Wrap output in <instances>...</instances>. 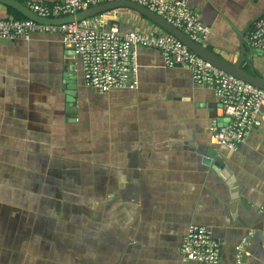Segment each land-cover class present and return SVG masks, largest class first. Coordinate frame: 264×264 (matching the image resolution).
<instances>
[{
    "label": "crops",
    "instance_id": "crops-1",
    "mask_svg": "<svg viewBox=\"0 0 264 264\" xmlns=\"http://www.w3.org/2000/svg\"><path fill=\"white\" fill-rule=\"evenodd\" d=\"M190 5L209 27L201 43L230 62L264 12V0ZM10 15L0 2V18ZM112 20L157 31L133 11ZM133 49L136 84L98 92L59 32L0 40V264H198L179 251L190 223L211 228L223 264H264V104L244 141L219 144L214 90L158 49ZM261 51L253 65L264 76ZM209 147L235 176V211Z\"/></svg>",
    "mask_w": 264,
    "mask_h": 264
},
{
    "label": "built area",
    "instance_id": "built-area-1",
    "mask_svg": "<svg viewBox=\"0 0 264 264\" xmlns=\"http://www.w3.org/2000/svg\"><path fill=\"white\" fill-rule=\"evenodd\" d=\"M19 1L41 17L58 18L111 0ZM129 1L149 8L197 42L209 33V27L190 5L193 0ZM40 30L59 32L62 43L81 57L84 83L98 92L136 84L135 44L158 49L167 66L189 68L193 80L212 88L220 101L226 121L213 132L219 144L235 148L262 121L263 88L212 65L167 31L122 32L114 20L109 21L102 13L60 24H45L27 17L0 18V40L29 38L32 32ZM247 44L250 49L264 47V12L252 23ZM221 249L211 228L200 223L188 224L179 247L183 261L198 264H223Z\"/></svg>",
    "mask_w": 264,
    "mask_h": 264
},
{
    "label": "water",
    "instance_id": "water-1",
    "mask_svg": "<svg viewBox=\"0 0 264 264\" xmlns=\"http://www.w3.org/2000/svg\"><path fill=\"white\" fill-rule=\"evenodd\" d=\"M0 2L5 5L11 6L12 8L16 9L22 15H24L25 17L29 19H32L34 21L41 22V23H46V24H60L63 22L79 20V19L85 18L90 15L103 13L104 11L110 10V9H115V8H120V7H129V8L137 10L139 13L143 14L146 18L151 20L153 23L157 24L163 30L169 32L170 34L180 39L192 51L197 53L199 56H201L206 61L210 62L212 65L240 79H243L247 82H250L264 89V76L258 74L256 72L255 66L253 65V58L258 56L259 54H262V51L260 49H255V48L250 49L245 46V40L248 38L250 25L246 26L244 31L240 34L239 53H238L237 59L234 62H230L227 59L217 55L214 51L204 46L201 42L195 41L190 36H188L186 33H184L182 30L172 25L170 22L166 21L163 17L156 14L149 8L141 4L129 1V0H111L107 2H102L97 5H93L85 9L79 10L74 14H70L68 16H63V17H58V18L41 17L37 15L35 12H33L30 8L25 6L19 0H0ZM261 14L258 15L256 18H254L252 23L259 16H261ZM9 17L13 18L14 16L10 15ZM243 60L246 63H248L249 69H246L243 67L242 65ZM64 76H67V75L64 74ZM74 96H75L74 90L68 91L67 100L70 104H72ZM224 124L225 122L221 123L220 125H224ZM215 151L216 149L213 147L208 148L206 156L209 157V160H211V158L215 155ZM212 164H213L212 165L213 169L219 173L221 178L226 182V184L231 189V196L233 198V201L230 204V208L232 211H235V208L237 205V197H238V184L236 182L235 176L233 172L231 171L230 167L225 163L221 155L216 154L212 160Z\"/></svg>",
    "mask_w": 264,
    "mask_h": 264
},
{
    "label": "trees",
    "instance_id": "trees-1",
    "mask_svg": "<svg viewBox=\"0 0 264 264\" xmlns=\"http://www.w3.org/2000/svg\"><path fill=\"white\" fill-rule=\"evenodd\" d=\"M8 10L11 12V15H13L14 17H18V18H25L24 15H22L19 11H17L16 9L12 8L11 6L6 5ZM121 10H128V11H133L137 14H140L142 16H144L143 14L139 13L137 10L129 8V7H120V8H115V9H110V10H106L104 11L102 14L105 16V18H107L109 21L112 20V18L114 17V13L115 11H121ZM145 17V16H144Z\"/></svg>",
    "mask_w": 264,
    "mask_h": 264
},
{
    "label": "rangeland",
    "instance_id": "rangeland-1",
    "mask_svg": "<svg viewBox=\"0 0 264 264\" xmlns=\"http://www.w3.org/2000/svg\"><path fill=\"white\" fill-rule=\"evenodd\" d=\"M152 22V21H151ZM153 25L154 30L160 31V32H165V30H163L161 27H159L157 24L155 23H150Z\"/></svg>",
    "mask_w": 264,
    "mask_h": 264
}]
</instances>
